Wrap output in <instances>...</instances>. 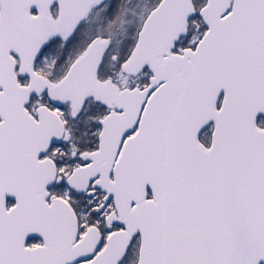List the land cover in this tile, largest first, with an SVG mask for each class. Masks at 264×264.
<instances>
[{
    "label": "snow or ice",
    "instance_id": "snow-or-ice-1",
    "mask_svg": "<svg viewBox=\"0 0 264 264\" xmlns=\"http://www.w3.org/2000/svg\"><path fill=\"white\" fill-rule=\"evenodd\" d=\"M0 264H264V0H0Z\"/></svg>",
    "mask_w": 264,
    "mask_h": 264
}]
</instances>
